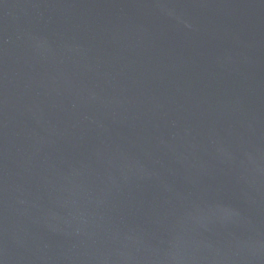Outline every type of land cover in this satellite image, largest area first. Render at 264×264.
I'll return each mask as SVG.
<instances>
[{
  "label": "water",
  "instance_id": "water-1",
  "mask_svg": "<svg viewBox=\"0 0 264 264\" xmlns=\"http://www.w3.org/2000/svg\"><path fill=\"white\" fill-rule=\"evenodd\" d=\"M0 264H264V0H0Z\"/></svg>",
  "mask_w": 264,
  "mask_h": 264
}]
</instances>
